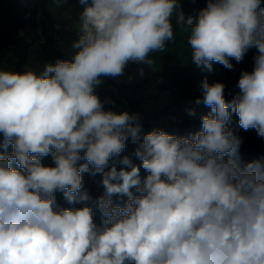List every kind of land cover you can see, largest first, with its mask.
Returning <instances> with one entry per match:
<instances>
[{
	"label": "clouds",
	"instance_id": "obj_1",
	"mask_svg": "<svg viewBox=\"0 0 264 264\" xmlns=\"http://www.w3.org/2000/svg\"><path fill=\"white\" fill-rule=\"evenodd\" d=\"M261 3L208 0L194 22L178 0H79L71 60L39 74L0 70V264H264V161L241 164L242 139L229 127L235 112L240 128L264 138ZM174 14L191 26L187 43L202 70H231V59L257 54L230 101L222 82L202 81L195 104L211 111L201 130L142 136L138 114L106 111L95 88L129 62L151 65L150 54L174 40ZM129 138L139 166L114 159ZM49 155L53 164H43ZM83 173L102 175L95 200ZM57 192L83 206L61 208ZM116 195L127 197L122 206Z\"/></svg>",
	"mask_w": 264,
	"mask_h": 264
},
{
	"label": "trees",
	"instance_id": "obj_2",
	"mask_svg": "<svg viewBox=\"0 0 264 264\" xmlns=\"http://www.w3.org/2000/svg\"><path fill=\"white\" fill-rule=\"evenodd\" d=\"M20 0H0V52H2L9 45H13L17 41L18 35L32 26L37 25V16L27 17L19 8ZM43 11L42 28H43V43L41 45V60L48 63H55L58 59L71 60L65 58L56 48V45L46 30V24H49L55 29L65 40L72 46L74 42V33L78 26H80L79 14L83 6L79 4V0H36ZM180 9L183 11L185 17L192 16L194 22L198 18L199 12L206 8L208 0H178ZM261 6H264L262 0ZM172 24L174 30V40L166 42L164 52H154L150 54L152 60L151 65L148 66L151 70H155L157 76L162 77L166 81V87L171 96V113L174 117L166 124L165 127H158L168 134L175 136H189L201 130V116L208 114L211 110L202 103L195 104L197 98H202V81L206 78L209 84L215 82H222L225 85L224 95L226 100H231L233 95L239 90L237 83L242 71H251L254 65L253 57L257 54V50L250 48L243 60L237 63L231 59L233 68L231 70L225 68L219 63H213V70L211 72L198 68L192 60V51L187 43V37L190 33L191 26L186 24L180 25L176 23L175 14L172 17ZM29 46L24 47L19 55L17 64V73H22L24 66L28 62L27 56ZM138 63L129 62L125 69ZM144 83H136L132 85H125L121 90V95L127 101L134 114H138L140 123L142 125L141 135L148 133L144 131L147 129L143 118L144 110L139 106L137 98L143 90ZM95 94L104 102V109L113 111L114 98L103 85H98L95 88ZM117 98V102H120ZM189 109H195V115L188 114ZM238 116L235 112H231V123L229 127L234 134L242 139V144L239 149V158L241 164H246L254 160L264 161V138L259 137L254 129L248 131L239 127ZM157 129V128H156ZM3 140V134L0 133V142ZM129 138L126 141V147L119 157H114L115 160L121 159L123 156H130L133 163L139 166L141 161L134 156L136 148ZM11 151V146L8 152ZM80 161L79 163H85ZM42 163L45 165H52L51 156L43 158ZM117 170L123 165L117 163ZM108 170V169H106ZM147 173L141 167V176ZM84 189L94 198H98L103 194V187L101 185L102 175L97 174L92 176L88 173L82 174ZM57 204L61 208L82 207L79 204H69L63 196L62 192L56 193ZM115 203L121 204L126 202L127 197L123 195H116L113 197ZM94 219L97 224L100 223V213L92 204Z\"/></svg>",
	"mask_w": 264,
	"mask_h": 264
},
{
	"label": "built area",
	"instance_id": "obj_3",
	"mask_svg": "<svg viewBox=\"0 0 264 264\" xmlns=\"http://www.w3.org/2000/svg\"><path fill=\"white\" fill-rule=\"evenodd\" d=\"M19 8L27 16H37V25L35 27H28L22 31L17 41L13 45H9L2 52H0V70H7L16 72L19 55L21 50L29 46L28 54L31 59H28L24 66L22 73L27 70L35 71L37 74L42 72L46 63L41 60V45L43 43V28L42 19L43 11L36 0H20ZM46 30L52 40L54 41L57 50L65 57L72 59L74 49L66 40L49 24H46ZM80 27L75 30L74 41L79 38ZM142 70V71H141ZM101 85L110 92L113 96V111L121 113L127 111L134 114L127 101L121 95V90L125 85H132L136 83L147 84L139 94L137 101L139 106L144 110L145 116L148 117L151 124L158 128L169 121V104L171 103V96L166 87V81L155 74V70H151L144 64H136L124 70L122 76L117 77H102ZM120 98V102H117Z\"/></svg>",
	"mask_w": 264,
	"mask_h": 264
},
{
	"label": "rangeland",
	"instance_id": "obj_4",
	"mask_svg": "<svg viewBox=\"0 0 264 264\" xmlns=\"http://www.w3.org/2000/svg\"><path fill=\"white\" fill-rule=\"evenodd\" d=\"M80 26H78L77 28H79ZM27 58L28 59H31V56H27ZM145 87H147V84H144L143 85V89L145 88ZM171 104V103H170ZM169 104V118H170V120L174 117V114L173 113H171L172 111H171V105ZM143 120H144V122H145V124L147 125V129H145L144 131H146V132H150L151 130H153V129H156L152 124H151V122H150V120L148 119V117L147 116H145L144 115V118H143ZM166 125H164V126H162V127H165Z\"/></svg>",
	"mask_w": 264,
	"mask_h": 264
}]
</instances>
